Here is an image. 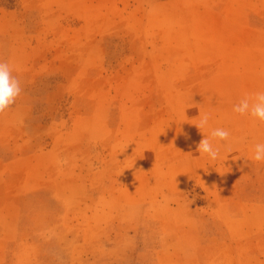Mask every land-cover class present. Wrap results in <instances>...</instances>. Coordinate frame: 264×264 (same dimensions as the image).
I'll return each mask as SVG.
<instances>
[{
    "label": "rangeland",
    "instance_id": "obj_1",
    "mask_svg": "<svg viewBox=\"0 0 264 264\" xmlns=\"http://www.w3.org/2000/svg\"><path fill=\"white\" fill-rule=\"evenodd\" d=\"M0 62V264H264V0H0Z\"/></svg>",
    "mask_w": 264,
    "mask_h": 264
},
{
    "label": "clouds",
    "instance_id": "obj_2",
    "mask_svg": "<svg viewBox=\"0 0 264 264\" xmlns=\"http://www.w3.org/2000/svg\"><path fill=\"white\" fill-rule=\"evenodd\" d=\"M12 69L5 62H0V114L4 113L21 93L20 82L12 76ZM251 97L243 99L239 104L234 106L233 111L241 115L250 111L251 115L258 120L264 122V93H257L254 97V102L251 104L249 100ZM208 115L201 117L197 128L203 129L208 124ZM229 133L223 129H215L211 133L212 138H219L220 140H227ZM197 151L200 155H207L212 161L219 157V149H214L210 139L203 136V139L197 145ZM252 159L256 162L264 161V144H257Z\"/></svg>",
    "mask_w": 264,
    "mask_h": 264
}]
</instances>
